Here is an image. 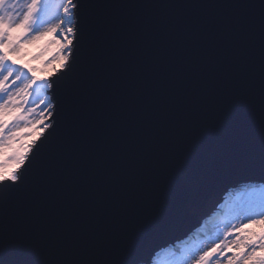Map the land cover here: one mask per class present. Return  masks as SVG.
<instances>
[{
  "label": "water",
  "instance_id": "1",
  "mask_svg": "<svg viewBox=\"0 0 264 264\" xmlns=\"http://www.w3.org/2000/svg\"><path fill=\"white\" fill-rule=\"evenodd\" d=\"M82 2L105 5L82 9V17L86 14L90 22L104 18L112 24L103 49L105 87L94 97L83 122L85 162L64 192L53 194L55 207L32 210L25 199L18 201L10 229H27L35 243H68L83 251L94 246L95 258H105L126 244L133 218L152 220L164 234L158 243L181 242L247 180L240 174H221L201 193L195 211L157 217L167 179L157 153L166 140L181 133L215 138L231 132L249 115L258 132L261 0ZM237 4L255 7H232ZM239 13L254 16L255 22L245 44L229 49L224 25ZM75 51L79 65L84 52L80 46ZM237 73L245 78L232 88V95L245 96L248 89L254 93L243 112L224 100L225 87ZM62 74L56 72L50 80ZM48 93L63 124L67 105L62 89ZM46 155L45 148L41 156Z\"/></svg>",
  "mask_w": 264,
  "mask_h": 264
},
{
  "label": "snow or ice",
  "instance_id": "2",
  "mask_svg": "<svg viewBox=\"0 0 264 264\" xmlns=\"http://www.w3.org/2000/svg\"><path fill=\"white\" fill-rule=\"evenodd\" d=\"M92 6L105 7L82 0H58L54 5L50 0H0V264H264V0L259 5L258 132L249 115L231 132L215 138L181 133L166 140L157 153L161 173L167 178L162 207L154 214L157 217H179L190 208L195 211L201 193L221 174H240L248 181L229 194L234 201L232 219L217 226L214 237L198 243H158L164 234L153 221L133 218L125 233L126 244L105 258H95L94 246L83 251L74 244L35 243L27 229H10L18 201L25 199L32 210L55 207L53 194H62L85 162L87 132L83 122L94 97L105 87L103 49L112 30L111 22L104 18L90 22L86 14L82 17V9ZM254 22L255 17L249 14L233 16L224 25L225 46H243ZM57 34L62 40L53 42L59 43L60 50L48 63L59 58V68L54 71L63 74L56 80H40L36 69L20 64L23 48ZM78 46L84 52L79 65ZM244 78L237 73L225 87V102L238 112L245 110L254 95L251 89L245 96L232 95V88ZM57 87L67 105L63 124L57 119V103L45 98ZM29 104L40 108L35 119H30L36 109ZM17 112L20 114L12 116ZM21 122L25 128L40 126L27 144H19L25 138L19 134ZM45 148L47 155L42 158ZM257 226L259 232L249 230Z\"/></svg>",
  "mask_w": 264,
  "mask_h": 264
},
{
  "label": "rangeland",
  "instance_id": "3",
  "mask_svg": "<svg viewBox=\"0 0 264 264\" xmlns=\"http://www.w3.org/2000/svg\"><path fill=\"white\" fill-rule=\"evenodd\" d=\"M50 2L54 5L58 2V0H50ZM62 40V37L57 34L55 36L48 35L42 38L39 41H36L32 44L26 45L23 48L22 59H20V64L27 65V67H31L36 69V75L40 80L50 79L56 72L55 69L59 68V58L56 61H53L51 64L48 63L49 60H52L53 56L60 50L59 43H55L53 41ZM35 57H39L36 59ZM26 70V69H25ZM45 98H51L49 93H47ZM30 108H35L36 112L33 117L30 119H35L39 115L40 108L35 104L27 105ZM20 113H14L12 116L19 115ZM45 116L47 117V111H45ZM12 117H6L5 119H11ZM47 122V121H46ZM40 131V126H30L28 128L23 127V122H21V127L19 130V134L24 136L25 138L19 141V144H27L30 142ZM30 133V134H29ZM18 145H14L17 147ZM248 181H244L246 183ZM238 184V189L241 184ZM236 190H231L225 197V201L220 205L219 210L215 215L206 219L202 225L191 235L185 238L181 242H175L172 245L181 244L185 241L189 243H198L199 241L206 239L207 237H214L215 232L217 231V226H220L226 223L228 220L232 219L233 216V207L234 201L230 197V193H235ZM233 223H239V221H233ZM250 231L259 232V226L255 228H249Z\"/></svg>",
  "mask_w": 264,
  "mask_h": 264
},
{
  "label": "bare ground",
  "instance_id": "4",
  "mask_svg": "<svg viewBox=\"0 0 264 264\" xmlns=\"http://www.w3.org/2000/svg\"><path fill=\"white\" fill-rule=\"evenodd\" d=\"M236 189H238V187H236ZM236 189H233V190H236Z\"/></svg>",
  "mask_w": 264,
  "mask_h": 264
}]
</instances>
